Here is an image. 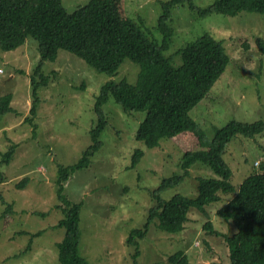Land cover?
Instances as JSON below:
<instances>
[{"label":"rangeland","instance_id":"obj_1","mask_svg":"<svg viewBox=\"0 0 264 264\" xmlns=\"http://www.w3.org/2000/svg\"><path fill=\"white\" fill-rule=\"evenodd\" d=\"M88 1L62 0V6L73 12ZM167 1L122 0L120 12L133 19L149 39L160 42L163 36L157 20L161 3ZM190 1L202 9L214 2ZM168 25L174 34L162 53L174 66L180 65L177 51L203 34L221 41L230 59L209 93L189 112L206 139L213 141L230 121L264 122V54L256 43V39L264 41V15L241 12L233 17L218 13L200 17L185 2L171 8ZM39 59L38 42L33 38L14 50L0 49V96L11 94L13 109L0 117V173L5 177L0 184V264H60L56 245L63 239L64 229L56 226L63 217L58 208L62 205L57 198L58 170L77 163L90 146V132L97 124L95 99L101 86L122 79L133 84L139 71L137 64L125 59L117 73L108 76L59 50L57 58L42 67L47 84L37 91L33 131L24 119H31L32 78ZM103 113L106 127L100 134L101 147L88 167L76 170L62 184L63 196L71 204H81L79 253L87 264H170L168 258L177 252H183L189 264H230L223 238L204 226L210 222L221 234L236 232L230 221L216 216L231 195H221L219 202L205 206L204 213L190 209L185 229L178 234L159 231L155 220L145 238L138 241L136 255L135 248L126 245L129 233L143 227L155 205L152 193L163 179L181 174L183 154L199 146L196 136L186 132L147 148L135 139L146 113H125L113 99L104 105ZM10 145H16L13 155L3 162ZM136 149L143 156L131 168ZM223 159L232 172L230 183L238 189L250 174L261 171L264 132L251 139L236 136L227 144ZM201 177L214 178L215 174L197 163L178 186L159 196L164 201L175 195L196 198ZM24 179L28 182L19 189L17 184ZM8 204L11 211H6Z\"/></svg>","mask_w":264,"mask_h":264},{"label":"trees","instance_id":"obj_2","mask_svg":"<svg viewBox=\"0 0 264 264\" xmlns=\"http://www.w3.org/2000/svg\"><path fill=\"white\" fill-rule=\"evenodd\" d=\"M185 2L200 17L213 13L233 17L241 12L264 15V0H214L203 9L195 7L190 0L162 2L157 25L163 37L157 42L149 39L133 19L121 14L122 0H89L73 12L64 9L62 0H0V49L14 50L24 45L27 38L38 42L40 59L32 78L31 119H24L31 124L33 131L36 125L32 123V118L33 121L36 118L39 102L37 91L47 84L42 67L46 61H54L59 50L69 52L108 76H114L125 59L139 67L135 83H128L125 79L110 80L101 86L95 99L97 124L90 132V146L77 163L58 170L57 198L62 204L58 208L63 217L56 226L64 229L63 239L56 245L60 264H87L79 253L81 204H71L63 196L62 184L76 170L88 167L91 158L101 147L99 138L106 127L103 107L110 99L119 104L125 113H146L135 139L147 148L158 147L161 140L172 139L186 132L196 136L199 146L198 150L183 154L181 174L163 179L152 193L155 205L148 211L145 224L141 229L132 230L125 240L126 245L135 248V255L138 253V241L145 238L149 225L155 220L159 231L178 234L185 229L190 209L204 213L205 206L219 202L221 195H231L230 200L216 210V216L225 222L230 221L236 232L232 235L221 234L213 229L210 222L205 224L204 229L223 238L228 247L230 264H264V164L259 173L250 174L235 189L230 183L231 169L223 159L225 148L233 138L242 136L251 139L262 134L264 122L230 121L210 141L189 116V112L224 73L230 59L223 43L208 34H203L177 51L180 56L178 66L163 55L162 51L169 48L174 34L168 25L171 8ZM256 43L264 54V41L256 39ZM11 100V94L0 96V117L13 111ZM15 146H9L2 157L3 162L9 161ZM142 156L141 150L134 151L131 168L139 163ZM197 163L215 174L214 178L197 179V197L175 195L168 201L162 200L160 192L178 186ZM4 182L5 177L0 173V184ZM27 182L24 179L17 187L23 189ZM6 211H11L10 204L6 206ZM39 234H32L31 238ZM168 260L170 264H189L183 252L173 254Z\"/></svg>","mask_w":264,"mask_h":264},{"label":"built area","instance_id":"obj_3","mask_svg":"<svg viewBox=\"0 0 264 264\" xmlns=\"http://www.w3.org/2000/svg\"><path fill=\"white\" fill-rule=\"evenodd\" d=\"M258 164L257 163H255V166H257Z\"/></svg>","mask_w":264,"mask_h":264}]
</instances>
